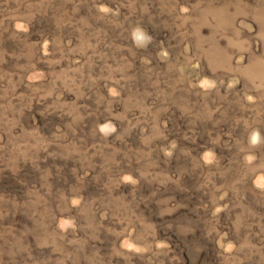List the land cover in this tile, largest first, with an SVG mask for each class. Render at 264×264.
Returning a JSON list of instances; mask_svg holds the SVG:
<instances>
[{"label": "rangeland", "instance_id": "1", "mask_svg": "<svg viewBox=\"0 0 264 264\" xmlns=\"http://www.w3.org/2000/svg\"><path fill=\"white\" fill-rule=\"evenodd\" d=\"M0 264H264V0H0Z\"/></svg>", "mask_w": 264, "mask_h": 264}]
</instances>
